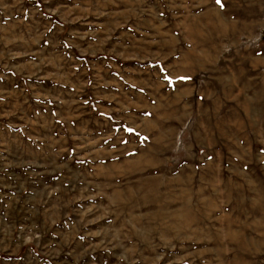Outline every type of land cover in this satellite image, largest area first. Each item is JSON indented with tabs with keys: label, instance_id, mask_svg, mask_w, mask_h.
I'll use <instances>...</instances> for the list:
<instances>
[{
	"label": "rangeland",
	"instance_id": "obj_1",
	"mask_svg": "<svg viewBox=\"0 0 264 264\" xmlns=\"http://www.w3.org/2000/svg\"><path fill=\"white\" fill-rule=\"evenodd\" d=\"M0 264H264V0H0Z\"/></svg>",
	"mask_w": 264,
	"mask_h": 264
}]
</instances>
